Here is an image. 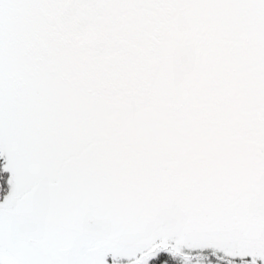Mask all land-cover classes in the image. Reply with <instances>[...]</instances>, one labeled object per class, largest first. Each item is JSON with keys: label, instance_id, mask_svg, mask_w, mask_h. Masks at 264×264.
<instances>
[{"label": "rangeland", "instance_id": "rangeland-1", "mask_svg": "<svg viewBox=\"0 0 264 264\" xmlns=\"http://www.w3.org/2000/svg\"><path fill=\"white\" fill-rule=\"evenodd\" d=\"M93 1L112 4L114 30L101 32V11H88L99 44L90 60L72 48L80 46L77 30L55 40L57 29L45 21L48 3L0 0V259L264 264V0H227L239 6L236 16L243 4L252 16L242 38L244 64L233 73L207 72L217 81L194 87L199 102L186 101L189 87L173 84L161 55L170 35L152 51L148 10L132 0ZM147 1L158 8L160 0ZM205 1L196 0L194 19L221 4ZM124 4L129 18L121 16ZM122 21L135 30L146 25L145 34L132 39L131 29H116ZM122 42L119 53L107 49ZM105 68L110 79L117 76L112 82H105ZM13 76L20 77L14 86ZM182 94L186 109L178 114Z\"/></svg>", "mask_w": 264, "mask_h": 264}, {"label": "trees", "instance_id": "trees-1", "mask_svg": "<svg viewBox=\"0 0 264 264\" xmlns=\"http://www.w3.org/2000/svg\"><path fill=\"white\" fill-rule=\"evenodd\" d=\"M83 1L86 4L89 3L88 9H83L85 5H83L81 0H65L64 2H58V0H39V3L43 5L44 2L48 3V5H46L48 6L47 7L48 11H47V18L45 21L48 24L52 25V27L55 30L57 29L58 31L56 34L57 39L55 40L58 41L62 39L64 41L69 40L77 30L78 33H80L81 35L78 37V39H76L77 43L80 41L78 43V45L80 46H75L73 44L74 40L68 41L67 46L71 48V46L74 45V47L72 48H74L75 50L84 49L83 52L86 54L89 53L90 55L88 56L91 60L92 54L96 52V49H99L98 47L99 44H98V39L95 38L98 35L91 34L90 32L91 27L87 26L88 17L89 16L91 17V13H89L88 11H92V10L96 11L99 9L101 11L100 14L101 17L99 18V21L102 26L101 32H104L105 30L106 32H113L114 28L108 25V22L111 21V19L108 16H112V9L114 7L109 2H107L106 6L102 7L101 4H97L93 0H83ZM132 1L131 3H133L134 5L136 4L135 7H138L139 11L148 10L147 11L148 27L151 26L149 22L153 21V28L155 27V31L153 35L156 36L157 40L155 41L154 39V47L152 51L155 49L156 43H158L161 38L170 35L169 37H171V40L169 42L171 43V45L170 46L168 45L169 47H167L166 45L167 49L165 50H164L165 46L162 49V51L167 52V54L165 55L161 53V55L167 56L168 62H170L168 65L170 71L173 73L172 76L173 84L182 89H184L185 87H189L188 89L189 93L187 94V98L190 99H186V101L197 100L199 102L200 98L198 97V95L193 94V91L195 90L194 87L197 90L206 89L205 87L203 88L202 84L206 83L210 86L213 85V83L214 84L216 83L217 78L214 80L205 78L207 72L214 74L212 76H215L217 74L222 75L223 71L225 73H229L232 71L233 73L237 69H240L241 64H244L243 58L245 55L243 54L244 51L247 50L246 49L247 43L242 44L243 43L242 38H244V34H246L247 27L249 28L251 27L249 19L252 16L249 14V11L247 9L249 5L239 4L241 5V8L243 10L241 11L243 13L242 16H236L237 14L240 13L239 11L240 8L237 9L239 6H236L234 4V7L231 8L233 5L230 6L227 0H221L220 5L216 4V6L213 7L210 6L208 12L204 13L203 11H201L203 12L204 15L203 18L202 16H200V19H194V17L198 14L197 12L198 3H195L196 0H160V2L157 5L158 8L156 9L154 8L153 10L150 8L151 4H149L150 2H148L147 0H135V3L134 0ZM213 1H217V0H213ZM50 3H54V5ZM205 4L206 1L203 3V5ZM129 6H131V4ZM75 8H77L76 12H74ZM121 10H123L121 14L122 17L126 18L128 16L129 18L130 16H132V14H129V11L125 7V4ZM231 10H233V15L229 20ZM39 17L41 16L38 15L35 16L34 18H39ZM214 17L215 19L217 18V21L215 19L213 20ZM21 18L17 21H21ZM96 23L100 26V23L98 22ZM28 25L31 26V24ZM18 26L20 28L24 27L22 22ZM145 26L144 29L142 26L140 28L137 27V30H135V27L130 22L122 21L117 26L116 29L119 31L121 30L127 31L131 29L133 31L132 34L133 37L131 36V38L134 39L135 36L138 35V39H140L145 34V32H143L145 30ZM83 29H85L87 33L91 34L90 39L87 40L84 39L85 35L87 34L83 33ZM145 41H147V39ZM139 47L140 45L138 46V51L141 53V49ZM114 48L119 53L125 48V44L122 42L119 46H115L112 48L108 47L107 49H114ZM159 53L160 51H158V54ZM132 55L137 56L135 54ZM161 55L159 54L157 58L160 59L162 57ZM246 55L247 58H250L249 60H251L252 55L249 52L246 53ZM130 57H128L129 60H131ZM112 59H107V61H111ZM120 59L122 63L123 62L122 57H120ZM126 59L127 57H125L124 61ZM163 59L165 60V58ZM139 62L140 61L137 60L138 64ZM111 64L112 62H109V64L107 65L108 69L110 66H112ZM102 67H106V66H102ZM102 71H103L102 72L103 76L105 75L104 78V80H106L105 82H112V80L116 79L117 77L115 76V78L110 79L109 77H111L112 73L111 72L107 73L106 68ZM19 78L13 76L10 79V83L14 86L15 84H17ZM185 78L187 79L185 80ZM145 80L143 79L141 82L136 84L137 86L135 87L136 88L135 90L137 93L147 88V86L144 84ZM234 85H235V79L234 82L232 83V88H226L225 90L228 92L233 91ZM221 90L224 89L221 88ZM225 90L224 92H226ZM161 94H159V96ZM185 97L186 94H182L181 97H178L177 100V105L179 107L177 112L178 114H180V112L181 113L184 112L186 109L184 108L183 110V102L185 101ZM161 101L162 103L164 102L163 99ZM205 106L206 104H204V107ZM5 178L6 176H4L2 164L0 163V193H2V191L6 189ZM0 264H9V263H6L2 259H0Z\"/></svg>", "mask_w": 264, "mask_h": 264}, {"label": "flooded vegetation", "instance_id": "flooded-vegetation-1", "mask_svg": "<svg viewBox=\"0 0 264 264\" xmlns=\"http://www.w3.org/2000/svg\"><path fill=\"white\" fill-rule=\"evenodd\" d=\"M82 1V3H83V5H85V7H83V9H88V7H89V3H84V1L83 0H81ZM77 9V8H76Z\"/></svg>", "mask_w": 264, "mask_h": 264}]
</instances>
